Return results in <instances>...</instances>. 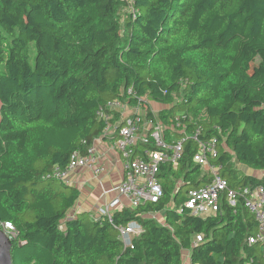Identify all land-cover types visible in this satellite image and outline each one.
Returning <instances> with one entry per match:
<instances>
[{"label":"trees","instance_id":"1","mask_svg":"<svg viewBox=\"0 0 264 264\" xmlns=\"http://www.w3.org/2000/svg\"><path fill=\"white\" fill-rule=\"evenodd\" d=\"M130 88L167 127L180 112L187 131L217 138L230 187L264 188V0H0V223L17 232L12 264H184L183 252L190 264H264L244 208L175 212L208 181L190 140L160 167L159 203L109 217L74 211L79 191L48 177L101 136L106 102L135 103ZM132 221L143 233L124 248L115 227Z\"/></svg>","mask_w":264,"mask_h":264},{"label":"built area","instance_id":"2","mask_svg":"<svg viewBox=\"0 0 264 264\" xmlns=\"http://www.w3.org/2000/svg\"><path fill=\"white\" fill-rule=\"evenodd\" d=\"M126 95L135 103L108 101L97 113L105 123L100 137L111 139V147L121 160L122 179L115 189L118 196L134 209L159 203L164 196L158 177L160 167L167 164L175 167L185 142L190 140L196 148L193 162L204 171L208 181L199 188L190 189L184 201L175 206V212L204 219L218 213L223 203L233 209L242 207L253 216L257 225L256 234L246 239L247 245H259L264 253V188L230 187L221 176V166L215 164L217 138L207 139L198 126L187 131L186 124L180 122V119H185L182 113L170 119V127H167L158 118L160 111L156 113L149 101L145 98L139 100L132 88L126 91ZM114 113L118 114L117 118ZM78 169L87 170L96 177L103 173L100 156L93 143L85 155L74 152L64 168L54 167L48 177L66 183L70 173ZM102 213V216L109 217ZM157 215L149 213L147 217L156 219ZM115 228L124 248H132L133 241L143 233L142 227L133 221ZM0 231L10 242L17 237L11 223H0ZM200 242L201 236H196L194 244Z\"/></svg>","mask_w":264,"mask_h":264},{"label":"crops","instance_id":"3","mask_svg":"<svg viewBox=\"0 0 264 264\" xmlns=\"http://www.w3.org/2000/svg\"><path fill=\"white\" fill-rule=\"evenodd\" d=\"M93 145L100 156L103 173L96 177L87 170L78 169L70 173L66 183L80 193L74 211L87 212L95 220L102 216V212L111 215L126 207L127 203L115 190L122 179V172L121 160L111 147V139L100 137L93 142ZM157 219L161 222V217Z\"/></svg>","mask_w":264,"mask_h":264},{"label":"water","instance_id":"4","mask_svg":"<svg viewBox=\"0 0 264 264\" xmlns=\"http://www.w3.org/2000/svg\"><path fill=\"white\" fill-rule=\"evenodd\" d=\"M12 243L0 231V264H12Z\"/></svg>","mask_w":264,"mask_h":264},{"label":"rangeland","instance_id":"5","mask_svg":"<svg viewBox=\"0 0 264 264\" xmlns=\"http://www.w3.org/2000/svg\"><path fill=\"white\" fill-rule=\"evenodd\" d=\"M33 58H34V52L31 50L30 51V63H31V65L33 64ZM258 62V58H255L253 61H252V63H251V66H256V63ZM149 105H151V107L154 109V111L156 112V113H158L160 110H161V107L160 106H158V105H156V104H154V103H151V102H149L148 103ZM180 114V112H178L177 114H176V116H178ZM241 170H244V172L246 173H248L249 172V170H246L245 168H241ZM264 172H261V174H263ZM252 174L254 175V176H258L259 175V173H254V172H252ZM158 217H162V214L161 213H159L158 215H157ZM157 217V218H158ZM183 262H184V264H190L189 263V253L188 252H183Z\"/></svg>","mask_w":264,"mask_h":264}]
</instances>
